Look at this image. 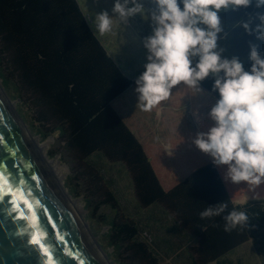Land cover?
<instances>
[{
  "label": "trees",
  "instance_id": "trees-1",
  "mask_svg": "<svg viewBox=\"0 0 264 264\" xmlns=\"http://www.w3.org/2000/svg\"><path fill=\"white\" fill-rule=\"evenodd\" d=\"M258 13L264 7L257 8L255 0L219 13L223 55L238 56L245 70L252 63L250 45L264 54V40L255 31ZM247 21L251 31L243 28ZM0 44L38 122L50 132L60 131L96 209L107 204L115 210L105 220L113 243L127 252L132 264L160 262L138 238L139 225L121 211L95 156L123 165L140 206L160 207L195 239L188 251L192 264L220 263L250 238L260 243L264 257V185L261 199L252 200L244 182L226 184L222 169L193 143L196 133L213 123L207 113L218 93L211 76L201 82L204 91L198 95L177 86L168 100L151 111L140 110L135 79L108 54L78 0H0ZM185 113L191 114V128ZM219 202L227 203L226 213L245 211L248 225L225 231L224 214L200 216L208 204Z\"/></svg>",
  "mask_w": 264,
  "mask_h": 264
},
{
  "label": "clouds",
  "instance_id": "clouds-1",
  "mask_svg": "<svg viewBox=\"0 0 264 264\" xmlns=\"http://www.w3.org/2000/svg\"><path fill=\"white\" fill-rule=\"evenodd\" d=\"M253 0H152L149 12L142 0H114L112 14L95 12L88 19L93 32L103 35L114 26L137 14L147 15L152 32L143 39L147 50L144 70L135 79L136 106L151 111L166 101L177 86L192 90L195 96L204 90L201 82L213 78L212 89L218 98L207 116L213 122L206 131L197 132L194 145L222 169L226 184H245L252 200L261 199L264 185V54L250 45L245 70L236 55H223L218 40L224 29L221 10L249 6ZM131 5V6H129ZM257 8L264 0H255ZM257 38L264 40V13H258ZM251 21L243 28L251 31ZM227 203L208 204L200 212L202 218L223 215L224 230L232 231L248 225L243 210L233 208L226 213ZM226 213V214H225Z\"/></svg>",
  "mask_w": 264,
  "mask_h": 264
},
{
  "label": "rangeland",
  "instance_id": "rangeland-1",
  "mask_svg": "<svg viewBox=\"0 0 264 264\" xmlns=\"http://www.w3.org/2000/svg\"><path fill=\"white\" fill-rule=\"evenodd\" d=\"M78 1L89 17L94 16L95 12L103 10L112 14L114 0ZM154 7L152 0L145 2L146 10L151 11ZM224 11L226 10L220 12ZM123 23L125 24V21ZM144 24V36L141 39L136 38L133 42L127 38L119 40L122 43L119 41L112 42L105 39V34L101 35L97 32L105 40L107 50L115 57L118 65L135 77L144 70L143 66L146 63L147 50L143 47V39L152 32L150 21H145ZM120 31L121 25L117 24L116 28L109 34H118ZM125 43L128 44L127 47ZM0 89L7 102L15 110L21 125L26 129V132L24 131L26 135L32 136L37 143L47 142L46 151L49 159L56 161L63 167L62 180L57 182L60 187L62 185L66 189L70 199L76 202V207L73 209L90 230L106 264H132L127 252L119 249L118 245L113 243L110 235V222L105 220L106 218H113L116 214L115 210L107 204L96 209L97 201L92 199L83 176L77 174L79 169L66 152L60 131L50 132L46 125H41L38 122L32 104L20 89L12 66L3 57L1 44ZM185 110L187 109L185 108ZM186 117L189 118V116ZM95 164L100 167L106 184L115 193L121 211L139 225L138 238L150 246L160 264H192L188 251L195 244V239L179 228L160 207L156 205L149 208L140 206L134 193L131 177L123 165L110 163L99 156H95ZM260 246V243L250 238L244 246L227 255L223 264H264Z\"/></svg>",
  "mask_w": 264,
  "mask_h": 264
},
{
  "label": "water",
  "instance_id": "water-1",
  "mask_svg": "<svg viewBox=\"0 0 264 264\" xmlns=\"http://www.w3.org/2000/svg\"><path fill=\"white\" fill-rule=\"evenodd\" d=\"M69 251L106 264L0 89V264H78Z\"/></svg>",
  "mask_w": 264,
  "mask_h": 264
},
{
  "label": "crops",
  "instance_id": "crops-1",
  "mask_svg": "<svg viewBox=\"0 0 264 264\" xmlns=\"http://www.w3.org/2000/svg\"><path fill=\"white\" fill-rule=\"evenodd\" d=\"M147 1H149V0H145V2H147ZM142 2H143V5H144V7H145V2H144V0H142ZM80 3V2H79ZM129 6H131V5H129ZM81 7H82V5H81ZM83 8V7H82ZM83 10H84V12H85V9L83 8ZM147 11H149V10H147ZM150 12V11H149ZM85 15H87L86 14V12H85ZM148 19V20H147ZM87 21H88V19H87ZM145 21H150V19L148 18V16L147 15H144L143 17L142 16H140L139 14H137V15H135V16H133V17H129L126 21H125V24L123 23L122 25H121V31L117 34V33H111V34H109V33H105V39H108V40H110V41H112V42H118L119 40H121V39H125V38H127V39H130L132 42H133V40H136V38L137 39H141V37H143L144 36V34H143V28L145 27V24H144V22ZM89 22V21H88ZM127 23V24H126ZM150 26H151V30H152V25H151V21H150ZM116 28V25L114 26V28L113 29H115ZM96 34H97V32H95ZM97 36L100 38V40H101V42L103 43V45L105 46V44H106V42H105V40L103 39V38H101L98 34H97ZM123 41V40H122ZM119 43H122L121 41H119ZM119 43H117V44H119ZM125 45H126V47L128 46V44L127 43H125ZM105 48H106V46H105ZM106 50H107V48H106ZM107 52H108V54H110L109 53V51L107 50ZM111 55V54H110ZM112 56V55H111ZM113 57V59L116 61V59H115V57L114 56H112ZM117 63V62H116ZM118 64V63H117ZM121 67V66H120ZM122 70H123V72L126 74V75H128V76H130V77H132V78H134V79H136V77L135 76H133V75H130L126 70H124L123 68H121ZM183 112H184V108H183ZM186 114V113H185ZM186 116H189V118H191V114H186ZM187 119V117H186V119L190 122V119ZM193 122H190V128L191 127H193V124H192ZM226 259V256L222 259V260H220L219 262L220 263H215V264H223V262H224V260Z\"/></svg>",
  "mask_w": 264,
  "mask_h": 264
},
{
  "label": "bare ground",
  "instance_id": "bare-ground-1",
  "mask_svg": "<svg viewBox=\"0 0 264 264\" xmlns=\"http://www.w3.org/2000/svg\"><path fill=\"white\" fill-rule=\"evenodd\" d=\"M22 128L26 132V129L23 126H22ZM27 136L30 139V141L32 142V144L34 145V147L36 148V150L38 151V153L40 154V156L42 157V159L44 160V162L46 163V165L48 166V168L50 169V171L52 172V174L54 175V177L56 178V180L57 181L62 180L63 167L60 166L59 163H57L56 161L49 159L47 151H46L48 143L47 142H44V143L38 142L37 143L36 140H34L32 138V136H30L29 134H27ZM61 189L64 192L67 199L69 200L72 207L75 208L76 202L73 199H70L66 189H64V187L62 185H61Z\"/></svg>",
  "mask_w": 264,
  "mask_h": 264
},
{
  "label": "snow or ice",
  "instance_id": "snow-or-ice-1",
  "mask_svg": "<svg viewBox=\"0 0 264 264\" xmlns=\"http://www.w3.org/2000/svg\"><path fill=\"white\" fill-rule=\"evenodd\" d=\"M34 242L39 243L38 240H34ZM44 251H45L46 255H48L50 257L51 254L49 253L48 249H45ZM67 254H68V256L72 257L73 259H78V264H85V261L83 260V258H79L77 253H75L73 251H69Z\"/></svg>",
  "mask_w": 264,
  "mask_h": 264
}]
</instances>
